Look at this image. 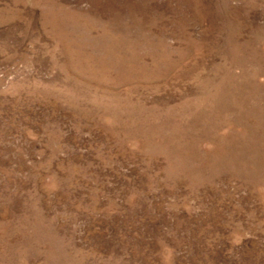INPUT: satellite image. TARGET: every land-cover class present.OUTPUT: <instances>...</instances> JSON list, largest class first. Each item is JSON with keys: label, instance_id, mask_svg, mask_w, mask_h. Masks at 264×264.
<instances>
[{"label": "rangeland", "instance_id": "374dc122", "mask_svg": "<svg viewBox=\"0 0 264 264\" xmlns=\"http://www.w3.org/2000/svg\"><path fill=\"white\" fill-rule=\"evenodd\" d=\"M0 264H264V0H0Z\"/></svg>", "mask_w": 264, "mask_h": 264}]
</instances>
